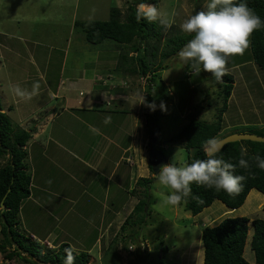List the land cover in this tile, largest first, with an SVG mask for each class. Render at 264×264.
<instances>
[{
    "label": "rangeland",
    "instance_id": "1",
    "mask_svg": "<svg viewBox=\"0 0 264 264\" xmlns=\"http://www.w3.org/2000/svg\"><path fill=\"white\" fill-rule=\"evenodd\" d=\"M131 2L133 0H0V84L2 85L0 101L4 105L3 112L9 117L7 107L8 104L14 105V81L21 80L26 75L25 68L28 65L32 66V60L38 63L48 61V76L51 82L57 81L61 76L75 79L81 75L91 77L94 72H97L100 77V82H97L99 85L102 75L109 74L112 79L118 76L125 78L114 84L109 81L108 86H101V89L112 88L111 86L115 85L119 89L132 91L134 87L130 86V83L128 85L129 79L125 76L136 80L141 76H139L140 73L134 76L129 71L127 58H121V60L119 58V51L124 54L128 48L125 50L123 48L125 45L120 48V45L110 39L98 44L87 42L81 24L74 25L76 20L80 23L89 20H107L112 6L120 8L121 14L124 15L127 5ZM209 2L210 0H157L155 7L162 14H166L167 19L174 21L172 23L174 30L171 33L185 35L180 25L189 15L206 11ZM141 6L137 5V8L145 11ZM7 47L14 49V53L19 54L21 58L8 53ZM29 54L34 59H28ZM129 54L135 55L131 51ZM167 58L168 56L164 60L165 67L161 76L167 79L169 84L163 86L157 82L155 85V90L158 92L154 95V101L158 107L163 102L166 111L158 119L160 135L156 137L154 144L168 158V163L183 167L187 165V150L182 145V140L173 139L172 141L171 139L188 122L189 114L195 116L196 111H199L197 118L205 121L215 119L223 103L222 80L218 82L210 73L204 71H201L199 75L189 73L192 70L190 65H184L179 55L172 57L168 63ZM31 66L29 69L32 68ZM227 69V74L233 78V88L227 109L223 113L222 134L240 131L254 132L264 136V71L253 62L250 46L244 55L230 57ZM30 71V74H33L32 80L24 84L27 91H32L33 85L37 83L35 81H38L34 69ZM104 79L102 81L108 82L106 77ZM192 86L196 88L190 92ZM81 90L84 91V89ZM111 90L113 91L109 89ZM169 90L172 94H168ZM134 94H138L137 88ZM40 99L43 104L37 110L42 109L43 106L46 108L58 105L56 100H50L46 95H41ZM40 99L32 98L28 104L26 103L27 105L24 104L25 110L29 111L28 107H36L38 103L40 105ZM125 109L128 110L127 107ZM145 111H148L146 106ZM10 114L12 115L10 119L17 115L12 111ZM141 118L144 120L145 127L139 146L147 151L152 143L151 137L154 138L156 133L149 132L148 126L145 125V117ZM11 122L13 125L16 124L13 119ZM126 131L127 129L124 130ZM124 141L128 140L124 139ZM151 171L147 176L152 179L147 184V202L144 213L140 214L144 218L143 221L138 223L136 219L138 217L134 216L124 229L117 230L116 243L113 242L106 250L98 253L99 247H93L89 255L91 254L95 260H89L88 264H160V260L175 264H203L202 228L214 226L225 217L236 216L249 218L244 257L254 263L250 248L253 231L251 221L264 220V208L261 206L264 195L261 192L251 189L244 203L238 208L231 209L221 201L214 200L210 206L193 215L182 205H172L167 202L171 189L162 186L157 178L158 173L154 175ZM42 177L46 182L42 186L44 189L53 187L57 178L53 175L47 177L46 174L45 177L42 174ZM139 190L142 192L143 187L141 186ZM38 193L41 194L39 191ZM115 196H117V205L123 208L131 199L126 190ZM136 196L139 199L143 193ZM49 202L58 207L54 201ZM124 211V209L120 210L121 213ZM36 213L41 215L42 210L37 208ZM23 214L25 217V213ZM53 221L46 220L47 225H52ZM20 226L23 229L21 224ZM37 234V237L42 240L43 232ZM39 243L43 245L42 253L45 252L43 248L51 246L50 242L48 246L44 242ZM117 243L121 244L120 247ZM6 263L7 260L3 259L1 264ZM14 264L23 263L17 261Z\"/></svg>",
    "mask_w": 264,
    "mask_h": 264
},
{
    "label": "crops",
    "instance_id": "2",
    "mask_svg": "<svg viewBox=\"0 0 264 264\" xmlns=\"http://www.w3.org/2000/svg\"><path fill=\"white\" fill-rule=\"evenodd\" d=\"M6 50L15 54L11 47ZM16 56L21 58L19 54ZM29 58L34 59L30 54ZM34 62L32 60V66H26V75L14 81V86L25 89L24 84L33 77L30 70L34 69L38 80L35 82L40 87L33 98L40 99L41 95H46L48 99L56 100L58 105L43 106L37 110L43 104L40 99V105L28 107L29 111H26L25 105L30 100L21 99L14 93V105L8 104L7 107L9 117L12 116L10 111L16 112L15 118L11 119L31 134L25 145V161L31 175L30 194L21 204L20 223L25 233L38 242L49 241L51 246L47 248L56 250L61 243H67L75 253L87 252L91 260L94 258L89 253L93 247H99L97 252L100 253L113 242L116 243L117 230L121 229L137 203L136 195L141 194L137 180L147 177L151 171L149 150L144 151L139 146L145 127L141 117H145L147 112L145 104L139 103L140 98L145 96L149 87L156 94L157 82L163 86L169 82L161 76L163 69H160V80L156 83L150 80V73L143 75L139 72L141 77L138 80L125 76L129 79L128 85L130 83L134 87L132 91L119 89L115 85L101 89V86L125 78L118 76L114 80L109 74L102 75V80L106 77L108 82L101 80L99 85L97 72L91 77L81 75L75 79L61 76L51 82L48 61ZM29 66L32 68L29 69ZM139 73L132 74L136 76ZM135 88L137 95L134 94ZM168 94H172V91L169 90ZM3 108L4 105L2 111ZM155 133L156 138L160 135V129L155 130ZM4 161L0 158V166ZM42 174L44 177L45 174L47 177H57L53 187L42 188L46 183ZM123 190L131 197L125 208L117 205L115 196L122 194ZM50 200L58 207L53 206ZM37 208L42 210L41 215L36 213ZM122 209L124 213L120 212ZM46 220L54 221L52 225H47ZM39 232H43L42 240L37 237ZM117 244L120 247L121 244ZM2 260L0 253V264Z\"/></svg>",
    "mask_w": 264,
    "mask_h": 264
},
{
    "label": "trees",
    "instance_id": "3",
    "mask_svg": "<svg viewBox=\"0 0 264 264\" xmlns=\"http://www.w3.org/2000/svg\"><path fill=\"white\" fill-rule=\"evenodd\" d=\"M246 3L264 22V0H234V3ZM152 4L156 6L157 0H133L126 7L125 14H121L120 8L112 6L107 20H89L82 22L76 20L75 26L81 24L84 37L92 44L101 43L104 40H113L120 48L125 45V50L120 53L121 58H127L130 72H140L143 75L150 73V80L156 83L160 80V69H164V60L171 53L180 48L184 43L193 37L185 34L171 33L174 25L165 30L159 22H148L147 19H137L144 11L137 8V5ZM169 31V32H168ZM169 33V34H168ZM168 34V35H167ZM167 35V36H166ZM250 50L253 62L264 71V26L255 30L250 37ZM135 55H129V52ZM196 87H191L192 89ZM233 88V78L226 74L222 78V105L220 106L213 121H205L189 114V120L180 132L173 139L182 140L188 157L187 165L196 160L207 159L205 147L209 140H217L224 136L222 134L223 113L227 109L228 99ZM189 92V98H190ZM153 89L149 87L145 94L147 103H155ZM191 99H189L190 101ZM156 105V103H155ZM2 110L0 103V158L5 159L0 166V253L7 262H22L23 264H38L32 258L51 264H68V257H74L73 264H88V253L78 252L67 243H61L56 250L43 248L33 237L25 233L20 226L19 211L21 204L30 194L31 175L28 171L25 148L26 142L31 134L29 131L13 125L11 119ZM145 114L146 125L149 132L159 129L158 119L164 114L156 105L152 111L147 107ZM156 122V123H155ZM257 133V132H256ZM258 134V133H257ZM260 135V134H258ZM246 148L247 155H241V149ZM264 158V142L239 140L228 142L216 153L217 158L235 165L233 175L244 176L242 189L234 196H230L223 190L206 188L196 183L191 185V194L182 199L179 205L185 210L196 215L204 208L210 206L214 200H219L227 207L235 209L240 207L251 189H256L264 195V170L257 167L253 160L255 155ZM246 159L250 167L244 169L239 166V160ZM150 166V165H149ZM151 178L141 177L137 184L143 187L140 197L128 218L125 219L121 229L129 224L136 216L138 223L143 221L144 206L147 202V184ZM8 188H10L9 191ZM264 208V201H263ZM249 218L246 216L225 217L214 226H204L201 232V241L204 250L203 264H264V220L253 219V228L250 248L253 252L254 263L244 257V249L248 238ZM116 240V239H115ZM32 257V258H30ZM160 264H175L174 262L160 260Z\"/></svg>",
    "mask_w": 264,
    "mask_h": 264
},
{
    "label": "clouds",
    "instance_id": "4",
    "mask_svg": "<svg viewBox=\"0 0 264 264\" xmlns=\"http://www.w3.org/2000/svg\"><path fill=\"white\" fill-rule=\"evenodd\" d=\"M145 11L137 19L145 18L148 22H159L165 30L172 26L174 21L166 18L154 5H142ZM264 26L260 17L248 7L246 3H234V0H210L206 11L196 12L180 25L181 30L193 38L180 51L179 57L184 65H190L193 73L199 75L201 71L210 73L218 82L228 72L227 64L232 56H242L250 46L252 33ZM39 83L33 85L32 92L14 86V93L21 99L31 100L38 93ZM150 110L155 111V103H147L145 96L140 102ZM161 111H166L163 102ZM215 139L206 142L207 159L177 167L173 163L160 166L158 181L162 186L171 189L167 202L177 205L182 199L191 194V185L196 183L206 188L223 190L230 196L236 195L243 187L244 176L233 175L235 165L217 158ZM241 155L246 156V148L241 149ZM253 160L259 169L264 170V158L255 155ZM239 166L248 169L249 162L241 158ZM74 257L69 255L68 264H73ZM51 264V263H50Z\"/></svg>",
    "mask_w": 264,
    "mask_h": 264
},
{
    "label": "water",
    "instance_id": "5",
    "mask_svg": "<svg viewBox=\"0 0 264 264\" xmlns=\"http://www.w3.org/2000/svg\"><path fill=\"white\" fill-rule=\"evenodd\" d=\"M187 43L183 44L180 48H178L176 51H174L173 53H171L168 58H167V63L170 61V59L172 57L178 56L180 51L184 48V46ZM239 140H251V141H258V142H264V136L255 134V133H250V132H234V133H230L227 135H224L223 137L217 139L216 141L218 142L216 147L219 148V150L222 148V146L228 142H234V141H239ZM155 141L156 138L154 137L152 139V143L149 146V155L151 157V161H150V167L151 170L153 172V174H157L159 172V168L161 165L167 164L168 163V158L162 153V151L158 150L155 148ZM209 145H206V148H209ZM10 188H8L7 191H9ZM5 197V196H4ZM3 197V199H4ZM3 199L0 202V206L3 208L4 207V203H3ZM263 207V205H261ZM32 258V257H30ZM35 262H37L38 264H50L48 262H44L41 261L37 258H32Z\"/></svg>",
    "mask_w": 264,
    "mask_h": 264
},
{
    "label": "built area",
    "instance_id": "6",
    "mask_svg": "<svg viewBox=\"0 0 264 264\" xmlns=\"http://www.w3.org/2000/svg\"><path fill=\"white\" fill-rule=\"evenodd\" d=\"M192 71H193V70H192ZM44 244L48 246V245H49V241H47V242L44 241Z\"/></svg>",
    "mask_w": 264,
    "mask_h": 264
}]
</instances>
